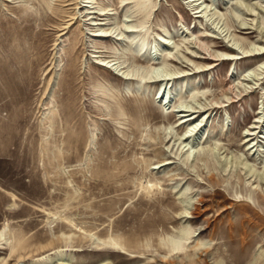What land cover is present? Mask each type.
<instances>
[{"label": "rangeland", "instance_id": "rangeland-1", "mask_svg": "<svg viewBox=\"0 0 264 264\" xmlns=\"http://www.w3.org/2000/svg\"><path fill=\"white\" fill-rule=\"evenodd\" d=\"M87 1L0 0V264H264V0Z\"/></svg>", "mask_w": 264, "mask_h": 264}, {"label": "bare ground", "instance_id": "bare-ground-1", "mask_svg": "<svg viewBox=\"0 0 264 264\" xmlns=\"http://www.w3.org/2000/svg\"><path fill=\"white\" fill-rule=\"evenodd\" d=\"M190 1H193V0H190ZM88 2H90L89 0L87 1V3ZM84 7H87V8H91L90 6H87V5H83ZM202 11V9L201 10H196L195 11V13H197V15L198 16H200V12ZM91 12H93V11H88L87 10V12H86V14H89V13H91ZM93 13H95V12H93ZM103 14V13H102ZM106 14V13H105ZM29 18V17H28ZM90 18H92V16H90ZM90 18H87V19H90ZM102 22V21H101ZM97 23V22H90L91 24H99V25H102L103 23ZM22 25V24H21ZM131 25H126V27H130ZM113 29V28H112ZM112 29H107V28H103V27H99L98 29H97V32H95V33H93L92 34V36H99V37H108V36H110V37H112V33H111V31H112ZM119 38V37H118ZM170 37L169 36H161L160 37V41L162 42V45L164 44L165 46H167V44H169V42H170V39H169ZM194 44L195 45H197L196 46V48L198 47V49H200V51L202 50V51H205V52H207L208 54H209V57L210 58H212V59H214V60H223V59H235V58H237L238 57V55H237V53H231V52H227V53H222V52H219L218 51V53L217 54H213V53H211L210 51H209V48H208V46L206 45V44H204V42H203V40H200V39H196L195 41H194ZM227 49H235V48H232L231 46H229V47H227ZM96 52H101L100 50H98V51H96ZM205 52H203V53H205ZM96 58H98V61H97V63H99L100 65H102V66H104V67H108V68H112L113 67V65L115 64L114 62H111L112 60H106V59H103V58H101V56H99V55H97V56H95ZM152 58V57H151ZM151 61H152V63H154L153 64V66L152 67H148V68H150L149 69V71H148V73H149V79H150V82H159L160 84H162L163 83V80H169L170 78H173V77H175V76H171L170 74L171 73H169V72H167L166 70H164L162 67L163 66H161V65H156V61H155V59L154 58H152L151 59ZM263 64L264 63H261V64H259V66H258V68H260V69H264V66H263ZM209 67H212L211 65H209ZM116 68V67H115ZM119 70V69H118ZM146 70V69H145ZM253 70L252 69H248V70H245L244 72H243V77L242 78H240L241 80H236L237 82L236 83H234V84H232V85H230V87H229V91H230V93H232V94H234V95H232L231 97H237L238 95H240L241 94V92L243 91V90H246V89H248V87H254V86H251V85H248L247 83H245V82H243L242 80H247V77H248V75H249V73H251ZM129 73V72H128ZM141 74V77H143L142 76V72L140 73ZM173 74V73H172ZM133 75V74H132ZM145 75V74H144ZM171 76V77H170ZM134 77H135V75H134ZM145 77H147V76H145ZM136 78V77H135ZM139 79H140V77H139ZM247 81H249V80H247ZM169 82V81H168ZM167 83V82H166ZM161 86V85H160ZM162 88V87H161ZM237 88L239 89L238 91H237ZM166 89V88H165ZM160 90V87L158 88V91ZM157 91V92H158ZM164 92V91H163ZM167 92V91H166ZM245 92V91H244ZM165 93V92H164ZM164 93H162L163 95H164ZM165 96V99H166V95H164ZM163 96V97H164ZM230 97V98H231ZM232 99V98H231ZM235 100V98L234 99H232L231 101H234ZM217 104V103H216ZM180 105V104H179ZM181 106V105H180ZM186 107H178V109L177 108H174V110L173 111H176V112H178V115H179V119H178V123H186L187 124V127H186V129L184 130V132L183 133H179V135H178V138H177V140H179L180 141V147H181V150H183L184 148H185V151H186V157L187 158H189L190 157V155L194 152V147H193V144L192 145H190L191 144V139L190 138H192V140L193 139H195V138H197L198 136H196V137H193L194 135H196V134H199V129H201V126L203 125V123H202V121H203V114L205 113V112H207V110L208 109H205V108H203V107H201V106H198V108H188L187 106L188 105H185ZM214 106V105H213ZM209 108V107H208ZM205 109V110H204ZM262 108H260V110H261ZM201 111H203L202 113H201ZM176 112H175V114H176ZM170 115H172V114H170ZM262 115H264L263 113H262ZM204 116H205V114H204ZM259 121H260V115H259V112H257V114H256V116H255V119L253 120V122H251L245 129H244V133H243V139H244V141H245V143H246V146H247V148L249 149V148H252L254 145H255V143H253L254 142V139H255V137H253V135L255 134V129L258 127V123H259ZM262 129V128H261ZM260 131V130H259ZM198 132V133H197ZM260 132H262L261 134L262 135H257L256 134V136H258L259 138H262L263 140L262 141H264V131H260ZM259 134V133H258ZM194 142H195V140H193ZM197 142V141H196ZM198 144V143H197ZM196 144V145H197ZM259 145V144H258ZM264 145V144H263ZM262 145V146H263ZM259 147V146H258ZM262 151V150H261ZM255 152V151H254ZM198 213V212H197ZM196 213V214H197ZM0 233H1V229H0ZM3 237V236H2ZM4 238V237H3ZM179 248V241L178 240H175L174 242H173V245L171 246V250L172 251H175V250H177ZM203 262H204V264H206L205 262H207V260H202Z\"/></svg>", "mask_w": 264, "mask_h": 264}]
</instances>
